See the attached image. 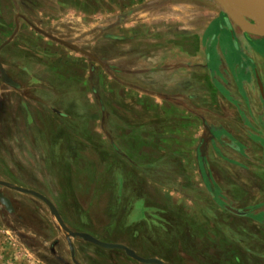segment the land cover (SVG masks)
<instances>
[{
  "label": "rangeland",
  "instance_id": "rangeland-1",
  "mask_svg": "<svg viewBox=\"0 0 264 264\" xmlns=\"http://www.w3.org/2000/svg\"><path fill=\"white\" fill-rule=\"evenodd\" d=\"M115 2L0 0V48L18 23L0 50L18 85L0 71V181L46 196L70 230L143 258L264 264V110H256L264 37L243 32L212 0L201 40L105 29L110 13L120 14ZM243 58L260 84L248 95L241 81L238 97ZM170 68L173 77L158 79ZM0 190L14 209L0 203V264H73L49 208ZM72 243L82 264H142L122 250Z\"/></svg>",
  "mask_w": 264,
  "mask_h": 264
},
{
  "label": "crops",
  "instance_id": "crops-1",
  "mask_svg": "<svg viewBox=\"0 0 264 264\" xmlns=\"http://www.w3.org/2000/svg\"><path fill=\"white\" fill-rule=\"evenodd\" d=\"M114 7L115 9H120V14H118V12H111L110 17H108V19L110 18V21L107 22L106 19L104 22V27H107L105 29H109L110 27L111 30L120 29L121 31L139 30L140 28L144 30H152L153 40L157 39L161 32H167L168 35H170V41H173L177 35L178 37H182L183 35L185 38L195 36L201 40V38L207 34L210 27L208 20L210 13L209 0H117V2L114 3ZM73 17L77 18V20L72 19V22L76 24L80 15L75 14ZM114 17L115 20L113 21ZM198 57L199 55L196 58ZM161 59L162 58H154L152 59V62H161ZM192 59L191 62H193ZM243 59L244 60L238 61V63L241 65L239 68H242L244 72L241 71L240 73L236 71V95L238 97H240L239 95H241V89H243L241 87V81L243 82L242 86L246 89L244 91L248 95H253L252 87L254 84H257L258 86L260 84V80L258 79L259 75H255L254 77L251 76V63L245 61V58ZM185 60L189 61L186 57ZM168 63L169 67H172L169 60ZM202 65L203 63L200 64V66ZM245 71L248 73L247 76L242 75ZM138 73H140L139 68ZM173 73L174 72L170 68L162 74L159 73L158 75L161 76H159L158 79H170L173 77ZM237 80L239 81L238 83ZM262 98L263 102L260 104V107L256 108L259 113L264 110V94L262 95ZM252 100L256 106L257 101L255 99ZM224 139L226 141L228 138L224 137Z\"/></svg>",
  "mask_w": 264,
  "mask_h": 264
},
{
  "label": "water",
  "instance_id": "water-1",
  "mask_svg": "<svg viewBox=\"0 0 264 264\" xmlns=\"http://www.w3.org/2000/svg\"><path fill=\"white\" fill-rule=\"evenodd\" d=\"M215 2L219 3L228 13L229 17L233 20L235 24H237L243 32L247 34H252V35H257L264 37V0H214ZM241 13L246 16H248L250 19H252L255 23L254 27H248L244 26L236 13ZM23 20H25L34 30L39 32L40 34L56 41L59 42L63 45L72 47L69 43L64 42L58 38L53 37L52 35L47 34L46 32L40 30L38 27L33 25L27 18L24 16H20ZM16 31L12 34V36L1 46L0 50L2 47L8 45L16 36L18 32V23L16 25ZM78 51L79 49L72 47ZM0 71L1 75L4 78L5 82L10 84L11 86L17 87L18 85L14 83L6 74V71L0 61ZM262 87V86H261ZM1 187H6L10 188L13 190H16L21 193H25L31 196H34L35 198L41 200L50 210V213L55 217L57 220L59 226L67 233V241H68V246L70 250V255H71V260L73 264H82L80 263L77 258H76V252L74 248V244L72 243V238H80L84 240L85 242L91 243L95 246H98L103 249L107 250H122L124 251L129 257L133 258L134 260L142 263V264H163L160 260L155 259V258H143L136 254L135 251L131 250L130 248L122 245V244H117V243H108L99 240L98 238L92 236L91 234L84 233V232H75L70 230L66 224L64 223L58 209L56 206L43 194L32 190L28 188H23V187H16L13 186L9 182L5 181H0V188ZM0 203L4 206V208L9 212L12 213L14 211L12 203L10 199H8L0 190ZM228 210H230L233 213L239 214V211L233 208L227 207Z\"/></svg>",
  "mask_w": 264,
  "mask_h": 264
},
{
  "label": "bare ground",
  "instance_id": "bare-ground-1",
  "mask_svg": "<svg viewBox=\"0 0 264 264\" xmlns=\"http://www.w3.org/2000/svg\"><path fill=\"white\" fill-rule=\"evenodd\" d=\"M239 18H241V17H239ZM226 141L233 145V143L230 140L226 139Z\"/></svg>",
  "mask_w": 264,
  "mask_h": 264
},
{
  "label": "flooded vegetation",
  "instance_id": "flooded-vegetation-1",
  "mask_svg": "<svg viewBox=\"0 0 264 264\" xmlns=\"http://www.w3.org/2000/svg\"><path fill=\"white\" fill-rule=\"evenodd\" d=\"M231 141V140H230ZM232 142V141H231ZM228 144H230V143H228ZM232 145V144H231ZM232 146H235V144L233 143V145Z\"/></svg>",
  "mask_w": 264,
  "mask_h": 264
}]
</instances>
